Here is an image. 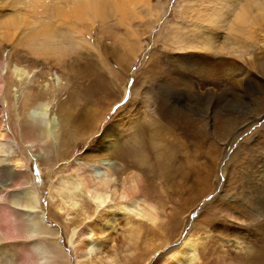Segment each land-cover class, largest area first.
Masks as SVG:
<instances>
[{"label": "rangeland", "instance_id": "rangeland-1", "mask_svg": "<svg viewBox=\"0 0 264 264\" xmlns=\"http://www.w3.org/2000/svg\"><path fill=\"white\" fill-rule=\"evenodd\" d=\"M151 1L153 6L157 5L162 10L159 19L157 17L150 19L139 14L140 17L130 20L131 29L143 33L140 37L142 49L137 53L132 65L130 62L122 63L117 51L122 46L126 29L123 25L116 24L114 19H110L111 24L107 25L109 31L99 32L100 26H98L91 33L92 41L96 43L101 54L98 62L89 58L84 59L85 57L77 59L72 56L71 60H74L72 63L75 68L64 74L63 78H57V74L51 70H43V72L35 70L33 71L35 74L29 72L27 78L20 83L15 84L11 80V85H14L11 87L9 97H6L7 105L4 104L6 115L11 119L16 118L17 113L21 112L25 92L30 91L35 99L46 103L48 111L44 115L45 119L54 117L58 126L61 124L60 105L67 102L66 105L68 107L72 105V113L82 122L92 120L93 115L101 117L103 123L96 136L101 137V132L111 125L121 127V136L126 149L129 147L130 150H127L129 152L137 148L133 143L134 138L137 139V143L139 140L142 142L141 138L156 137L159 130L173 134L172 138L176 140L174 144L179 145V148H176L185 151L183 153L180 150L176 151L175 160L172 162L174 171L170 169L167 173L166 170L160 169L161 156L159 160L157 159L159 152L165 148H162L163 143L152 149L150 148L152 142L146 148L139 141V145L143 147L140 152L144 151L141 156L145 155L148 159V166L142 169V172L145 171L143 186L146 191H144L149 193L147 196L150 200L158 202L159 206L163 207L162 213L166 218L163 219L162 225L160 222V225L153 227L146 221L142 222L130 216L132 222L141 224L142 234L137 244L132 246L134 248L131 247L133 254L125 263L142 264V260L147 259L144 264H166L170 257L178 252L188 234L203 237L205 233L210 234V238L200 243L195 264H220L222 246H227L233 239L251 248V251L245 255L246 258L264 261V66H259V63L256 65L240 63L243 67L247 65L251 70L250 78H252L249 86L240 88L239 91L234 87H227L226 91L216 99H210L207 94L200 95L193 81L191 82L192 78L188 81L183 80L175 71L173 72L174 68L171 70L170 67L168 68L170 62L167 60V53L168 55L196 53L194 50H179L177 45L173 46L170 43L169 24L175 21V6L181 0ZM128 18L127 16L125 20ZM151 21L152 27L146 28V24H151ZM259 39L264 41V34H260ZM262 47L263 43H260L255 48H251L253 52L249 51V53L257 54L263 50ZM158 50L163 54H154ZM8 52L9 49L2 54V59L5 61L9 59ZM13 55L22 57V53L18 50ZM221 57L223 58L217 55L212 58L215 65L221 62ZM23 58L21 61L27 71L29 62ZM147 66L149 70L144 73ZM218 68L221 69L223 66L219 64ZM6 72L7 70H2L3 75ZM139 87L140 99L144 98V104L140 103L138 98L133 99L134 91ZM44 93L46 94L43 95ZM163 110L165 116L171 112L174 115L173 120L172 117H163ZM205 112L207 117L205 115L204 120L202 113ZM187 121L191 124L190 130L183 128ZM204 123L209 125L207 131L203 129ZM191 133L194 135L189 138ZM79 139L72 141L74 146L71 151L75 154L66 160H61L56 153L51 152L49 159H52L40 166L41 156L37 152H32L34 156L26 154L31 178L36 180L41 190V207L38 212L43 211L40 215L43 218L42 222L50 227L48 229H51V237L57 240L64 264H75L74 248L87 240L94 241L95 237L89 234L93 220L116 208L119 202L114 198L103 207L97 208L95 212L87 205V213L80 216L71 210H67V214L57 213L55 210L56 198H51L48 194L49 177L51 181L56 180V177H67L71 171L93 164L89 158L92 144L84 143L85 136L84 139L82 137ZM168 144L166 146L171 147ZM14 145H17L18 151H21L20 141L17 140ZM43 153L40 154L44 155ZM129 158L132 159V156L128 155L127 160L122 161L132 167L133 163ZM117 163L120 164L119 161ZM177 166H179L178 170ZM49 168L51 169L48 170ZM148 170L151 172L149 173ZM104 171L108 172L107 169ZM0 194V236H6L9 232L15 235L16 233L11 229L13 223L15 224L13 215L11 217L10 214L11 206L5 203L7 198L5 193ZM161 200L164 204L160 203ZM19 207L16 208L21 209ZM231 214L236 218H231ZM18 223L27 224L24 221ZM68 227H77L72 245L68 242ZM123 229L117 226L110 236L119 247ZM23 236L26 237L12 238V241L18 244L25 240L27 245L26 250L17 248L14 264H46L45 258L41 256L40 247L45 246L42 239L46 241L50 235L48 238H38L34 232H26ZM110 237L106 238L107 242ZM7 240L11 239H6L4 242ZM31 247L39 249L38 255L35 253L31 255L29 251ZM229 251L234 255L237 254L232 249ZM118 253L121 255L122 248L121 253L120 250ZM238 257L240 256L233 257V263L245 261L242 257V259ZM93 264L99 262L95 261Z\"/></svg>", "mask_w": 264, "mask_h": 264}, {"label": "bare ground", "instance_id": "bare-ground-1", "mask_svg": "<svg viewBox=\"0 0 264 264\" xmlns=\"http://www.w3.org/2000/svg\"><path fill=\"white\" fill-rule=\"evenodd\" d=\"M161 12L157 5L153 6L151 0H0V193L4 192L7 196L5 203L11 206L10 214L15 220L11 229L16 233L14 235L9 232L6 236H0V264H14L17 248L27 249L25 240L20 242L21 244L12 241L26 237L23 236L26 232H34L38 238H48L50 235L46 241L42 239L45 246L40 247L41 256L45 258L46 264H64L57 240L51 237V229H48L50 227L42 222L43 218L40 215L43 211L38 212L41 207V190L36 180L31 178L26 154L29 153L31 156L32 152H37L41 156L40 166L52 159H49L51 152L56 153L61 160H66L75 154L71 151L74 146L72 141L81 137L84 139V136V143L92 144L89 158L93 164L75 169L67 177H56L55 181H51L49 177L48 194L51 198H56L55 210L57 213L65 214L67 210H71L80 216L87 213V205L95 212L97 208L103 207L114 198L119 202L116 208L93 220L89 234L95 237L94 241L87 240L74 248L75 264H93L95 261L99 264H124L129 260L133 254L131 247L137 244L142 234L141 224L132 222L130 216L142 222L146 221L153 227L160 222L162 225L163 219L166 218L162 213L163 207L148 198L149 193L145 192L143 186L145 171L142 172V169L148 166V159L145 155L141 156L144 151L140 152L143 148L139 145L140 140L137 143V139L133 137V143L137 148L129 152L127 151L129 147L126 149L121 136V127L117 125L106 127L101 132V137L96 136L103 123L101 117L93 115L92 120L82 122L72 113V105L68 107L67 102L60 105L61 124L58 126L54 117L48 116L49 118L45 119L44 115L48 111L46 103L35 99L30 91L25 92L21 112L17 113L16 118L12 117L13 121L6 115L4 109V104L7 105L6 97H9L11 87L14 85H11V80L15 84L20 83L27 78L29 72L35 70L40 72L51 70L57 74V78H63L64 74L75 68L72 63L74 60H71L72 56L77 59L85 57L84 59L89 58L98 62L101 54L96 43L92 41L91 33L98 26H100L99 32L109 31L107 25L110 19H114L116 24H121L126 29L122 46L116 49L120 54V61L126 64L130 62L132 65L137 53L142 49L140 37L143 33L131 29L130 20L140 17L139 14L150 19L153 17L159 19ZM127 16L129 20H125ZM175 17V21L169 24L170 43L173 46L177 45L179 50H194L196 53L174 55L167 53L166 57L170 62L168 68L170 67V70L174 68L173 72L175 71L183 80L188 81L192 78L191 82L193 81L200 95L207 94L210 99H216L226 91L227 87H234L239 91L240 88L249 86L252 78H250L251 70L247 65L243 67L240 63L248 65L259 63V66H264V41L259 39V35L264 34V0H181L175 6ZM151 27L152 21L151 24H146V28ZM260 43H263V50L251 55L250 53L253 52L251 48H255ZM7 49L10 51L9 59L5 61L2 59V54ZM17 50L22 53L23 59L29 62V70L25 71L22 57L13 55ZM83 51L84 53H79ZM154 54L163 53L158 50ZM217 55L223 56L219 63L223 66L221 69L212 59ZM3 69L7 70L5 75L2 74ZM148 70L147 66L144 73ZM139 90L140 87L135 89L133 99L138 98L140 103H143L144 98L140 99ZM162 112L163 117H172L173 120L174 115L171 112L167 113L168 116H165L164 110ZM202 114L205 120L204 116L207 117V113ZM208 126L204 123L203 129L207 131ZM183 128L190 130L191 124L187 121ZM159 131L156 137L141 138L140 143L148 148V144L152 142L150 146L152 149L163 143L162 148H165L159 152L157 159L159 160L161 156L160 169L166 170L167 173L173 168L175 153L180 149H178L179 145L174 144L176 140L172 138V133ZM193 135L191 133L189 138ZM17 140L22 145L21 151H18V146L14 145ZM167 143L171 147H167ZM180 151L183 153L185 150ZM42 152L44 155L40 154ZM128 155L132 156V159L129 158L132 160V167L122 161ZM54 158L57 160L56 156ZM118 161L120 164L117 163ZM160 203L162 204L163 201L161 200ZM17 206L21 209L16 208ZM230 217L236 218L233 214ZM19 221L27 224H19ZM117 226L124 228L120 247L110 237ZM76 228L67 229L70 245L73 244ZM108 237H110L109 242L106 239ZM209 238L208 233L203 237L188 234L178 252L174 253L166 264H195L200 243ZM6 239L11 240L4 242ZM229 249L236 251V255L240 256L238 258L242 257L245 261L233 263V257L236 255ZM250 249L243 242L233 239L227 246H222L219 263L264 264L261 259L246 258L245 255L251 251ZM38 250L31 247L29 251L31 255L34 253L38 255ZM119 250L121 255L118 253ZM146 260H142V264Z\"/></svg>", "mask_w": 264, "mask_h": 264}]
</instances>
